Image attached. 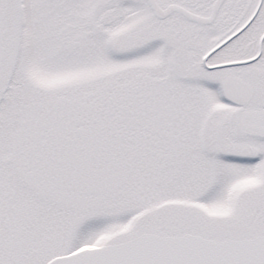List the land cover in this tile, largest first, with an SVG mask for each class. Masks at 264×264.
<instances>
[{
    "label": "snow or ice",
    "instance_id": "1",
    "mask_svg": "<svg viewBox=\"0 0 264 264\" xmlns=\"http://www.w3.org/2000/svg\"><path fill=\"white\" fill-rule=\"evenodd\" d=\"M0 264H264V0H0Z\"/></svg>",
    "mask_w": 264,
    "mask_h": 264
}]
</instances>
